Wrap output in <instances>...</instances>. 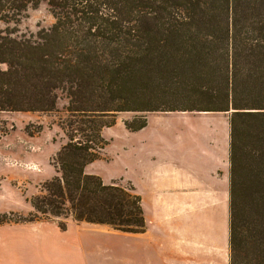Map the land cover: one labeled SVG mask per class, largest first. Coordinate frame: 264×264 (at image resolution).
I'll list each match as a JSON object with an SVG mask.
<instances>
[{"label":"trees","instance_id":"1","mask_svg":"<svg viewBox=\"0 0 264 264\" xmlns=\"http://www.w3.org/2000/svg\"><path fill=\"white\" fill-rule=\"evenodd\" d=\"M41 3L50 28L0 32V138L13 129L3 115L57 112L63 99L68 140L20 222L143 232L134 189L85 173L107 145L101 130L124 112L228 113L230 264H264V0H0V21L17 25ZM124 125L137 132L147 117ZM10 215L0 225L19 222Z\"/></svg>","mask_w":264,"mask_h":264},{"label":"crops","instance_id":"2","mask_svg":"<svg viewBox=\"0 0 264 264\" xmlns=\"http://www.w3.org/2000/svg\"><path fill=\"white\" fill-rule=\"evenodd\" d=\"M186 125L182 142L141 138L132 150L123 146L134 159L118 178L140 197L143 232L72 219L65 229L56 219L5 223L0 264H230V128ZM147 130L148 123L134 133ZM55 175L49 170L42 180ZM13 210L10 204L0 215Z\"/></svg>","mask_w":264,"mask_h":264},{"label":"rangeland","instance_id":"3","mask_svg":"<svg viewBox=\"0 0 264 264\" xmlns=\"http://www.w3.org/2000/svg\"><path fill=\"white\" fill-rule=\"evenodd\" d=\"M53 23L54 18L49 7L46 3H41L37 8L29 9L17 25L0 21V32L7 28H14L17 30V35L28 36L36 34L42 28H50ZM65 104V100H59L58 111L52 113H9L2 116L7 124L13 127L6 136L0 138V210L10 204L13 205L14 210L8 217L11 221L20 222L34 216L35 210L31 205V200L40 193L44 183L42 178L49 176V170L53 174L57 172L56 155L68 140L61 126V122L67 117L63 110ZM135 116L147 117L148 130L146 132L137 134L126 129L124 123ZM204 120L229 125V114L152 112L136 115L129 112L118 113L115 117V124L101 130V136L107 141V145L98 150L97 159L85 167V173L100 177L105 185L114 184L130 188L132 185L129 182L118 178L119 173L124 175L125 168L132 169L134 159L132 151L131 153L122 151L124 145L132 150L141 138L166 139L170 143L180 139L182 142L188 137L184 129L188 126L186 122ZM105 121H110V119H105ZM39 218L40 220L48 219L44 216ZM68 219L71 218L64 220V217H61L56 220L66 222Z\"/></svg>","mask_w":264,"mask_h":264}]
</instances>
